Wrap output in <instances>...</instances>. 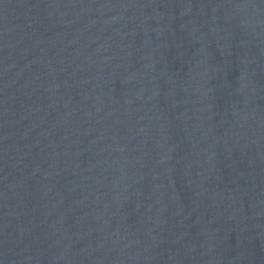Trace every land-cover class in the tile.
Listing matches in <instances>:
<instances>
[{"label": "water", "instance_id": "95a60500", "mask_svg": "<svg viewBox=\"0 0 264 264\" xmlns=\"http://www.w3.org/2000/svg\"><path fill=\"white\" fill-rule=\"evenodd\" d=\"M0 264H264V0H0Z\"/></svg>", "mask_w": 264, "mask_h": 264}]
</instances>
